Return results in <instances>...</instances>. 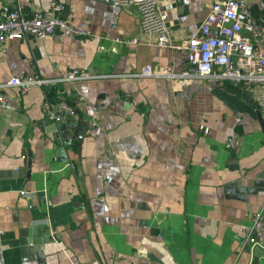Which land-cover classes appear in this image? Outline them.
Returning a JSON list of instances; mask_svg holds the SVG:
<instances>
[{
	"label": "crops",
	"instance_id": "crops-1",
	"mask_svg": "<svg viewBox=\"0 0 264 264\" xmlns=\"http://www.w3.org/2000/svg\"><path fill=\"white\" fill-rule=\"evenodd\" d=\"M58 1V15L86 21L89 34L56 31L0 45V83L16 73L54 81L4 87L15 104L0 106L5 264H264L245 240L264 206L259 87L138 75L148 64L180 72L183 57L141 29L134 6ZM213 1L157 3L180 41ZM243 1L264 24V0ZM5 5L32 13L48 0H0V14ZM71 68L90 76L60 81ZM61 97L72 100L75 121L54 119ZM73 106L82 119L79 145ZM230 133L239 139L233 148L225 144Z\"/></svg>",
	"mask_w": 264,
	"mask_h": 264
},
{
	"label": "built area",
	"instance_id": "built-area-1",
	"mask_svg": "<svg viewBox=\"0 0 264 264\" xmlns=\"http://www.w3.org/2000/svg\"><path fill=\"white\" fill-rule=\"evenodd\" d=\"M114 6L137 9L138 23L145 32L157 35V44L167 46L179 52L183 57L180 72L165 66L159 70L150 64L143 66L138 75H157L166 77L194 76L227 79L242 84L245 88L259 87L258 108L264 117V24L253 15L250 7L243 0H214L203 21L195 32L180 41L171 38L168 33L164 12L157 0H113ZM62 4L58 0H48V7L43 11L26 13L18 6H3L0 14V45L12 39H26L28 36L44 37L56 31L60 35L89 34L86 21L73 23L58 15ZM113 48V47H112ZM86 70L71 68L65 70L59 80L68 81L89 77ZM54 82L38 74L16 73L0 83V106L10 109L15 104L4 92L6 86H17L27 91L34 86ZM61 112L53 115L59 121L65 113L72 112L65 98H60ZM91 125L95 120H90ZM206 131V126L200 125ZM226 146L233 148L239 144L235 134H228ZM21 195L31 196L33 191L21 190ZM245 240L251 246L264 248V206L254 212ZM0 229V264H5L1 244Z\"/></svg>",
	"mask_w": 264,
	"mask_h": 264
},
{
	"label": "water",
	"instance_id": "water-1",
	"mask_svg": "<svg viewBox=\"0 0 264 264\" xmlns=\"http://www.w3.org/2000/svg\"><path fill=\"white\" fill-rule=\"evenodd\" d=\"M74 107V106H73ZM75 111L78 112V108L77 107H74ZM259 110V109H258ZM65 117H67V119H72V121H75V117L73 116L72 113H65L64 114ZM257 115H258V120L260 122V125H261V129L264 133V117L262 116L260 110L257 111ZM81 115L79 114L78 112V116H77V119H76V129L73 131V135L76 136L78 138V145L80 144V138H81ZM69 126V124L67 122H61L60 125H59V129L63 132V133H67V127ZM79 147V146H78ZM18 172H21L20 170H18ZM255 250L258 253H264V249L262 247H255Z\"/></svg>",
	"mask_w": 264,
	"mask_h": 264
},
{
	"label": "trees",
	"instance_id": "trees-1",
	"mask_svg": "<svg viewBox=\"0 0 264 264\" xmlns=\"http://www.w3.org/2000/svg\"><path fill=\"white\" fill-rule=\"evenodd\" d=\"M53 92H54V89L51 88L50 93H53ZM66 100L68 101V103L72 104V100H70V98H66Z\"/></svg>",
	"mask_w": 264,
	"mask_h": 264
}]
</instances>
